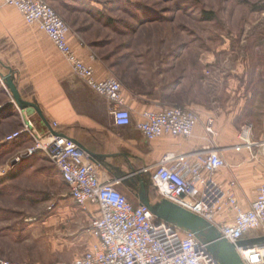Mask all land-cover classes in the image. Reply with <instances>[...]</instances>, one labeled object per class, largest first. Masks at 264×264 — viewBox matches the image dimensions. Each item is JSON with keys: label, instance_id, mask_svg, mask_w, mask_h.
Masks as SVG:
<instances>
[{"label": "crops", "instance_id": "crops-1", "mask_svg": "<svg viewBox=\"0 0 264 264\" xmlns=\"http://www.w3.org/2000/svg\"><path fill=\"white\" fill-rule=\"evenodd\" d=\"M241 3L242 9L239 6L237 11L240 60L228 63L226 70L218 72L212 79L216 99L223 88L230 95L238 89L242 95L240 102L229 103L222 111L217 107L210 109L198 105H195V110L192 106L198 113L199 122L191 137L163 135L149 140L137 129L136 122L141 118L142 111L157 109L156 106L123 89L132 110L133 122L128 126L117 125L111 114L112 103L78 78L39 24L25 21L17 7L0 0V142L6 135L23 128L27 118H33L43 133L49 123L57 122L58 131L75 139L95 155L101 165L99 174L102 179H120L117 189L125 193L134 206L142 202L159 206L164 200L153 184V170L142 171L144 168L159 164L167 154H190L212 146L224 147L223 153L229 151L234 158H241L243 154L240 151L226 148L233 147L237 139L230 143L232 145H222L218 133L212 135L207 132L208 119L215 118L217 131L225 122L230 128H235L242 119L257 127L264 123V0H242ZM69 34V42L79 56L85 62L94 64L96 76L100 80L109 77L111 70L106 62L91 58L95 50L86 40V35L77 26H71ZM7 79L15 85L20 102ZM252 136L256 141L261 140L264 147L262 130ZM21 141L22 146L17 151L7 154L15 170L25 165V168L33 167L35 171L46 173L49 166L45 165L40 155L21 163L15 162L19 152L34 142L28 137ZM242 166L237 161L222 169L218 174L220 182L228 185L235 177H243L245 170ZM58 172L60 175L59 169ZM63 181L65 191L69 193L68 184ZM237 182L233 190L243 207L249 209L261 184L251 193H244V188L241 189L240 182ZM98 210V206L92 203L82 208L68 194L54 199L47 209L40 210L41 214L33 216V220L25 219L26 230L32 231L41 226L45 230L42 235L52 239L47 255H36L32 257L34 260L27 261L46 264L72 261L91 250L98 240L88 238L85 233ZM257 236V233L249 232L245 239Z\"/></svg>", "mask_w": 264, "mask_h": 264}, {"label": "built area", "instance_id": "built-area-1", "mask_svg": "<svg viewBox=\"0 0 264 264\" xmlns=\"http://www.w3.org/2000/svg\"><path fill=\"white\" fill-rule=\"evenodd\" d=\"M5 2L17 7L25 21L39 24L78 78L112 103L111 114L117 125L132 124L133 114L122 82L117 77L100 80L96 76L94 64L85 62L70 44V26L50 0ZM91 58L97 60L95 54ZM198 122V113L191 106L176 104L142 111L136 127L146 139L154 140L163 135L191 137ZM24 123L23 128L3 138L4 143L10 144L24 137L33 139V144L19 152L15 162L34 155L48 156L77 204L86 208L92 203L99 209L91 221V233L98 243L78 259L49 264H223L213 249L222 240L235 248L245 264H264V245L238 244L252 230H262L257 237H264V183L257 188L250 208L245 209L233 190L237 180L225 185L218 178L221 170L230 166L223 154L224 147L212 146L177 156L167 154L159 164L142 170H153L151 178L163 200L195 213L206 222V227L193 232L165 219L157 224L155 211L145 202L134 206L117 189L120 179H102L95 155L58 131L57 122L49 123L44 133L33 118ZM215 123L214 117L207 121L206 130L212 135L217 134ZM252 144L247 143L250 147ZM240 147V144L233 146L236 150ZM0 264L45 263L0 258Z\"/></svg>", "mask_w": 264, "mask_h": 264}, {"label": "rangeland", "instance_id": "rangeland-1", "mask_svg": "<svg viewBox=\"0 0 264 264\" xmlns=\"http://www.w3.org/2000/svg\"><path fill=\"white\" fill-rule=\"evenodd\" d=\"M241 2L50 0L70 30L71 26H77L86 35L96 57L106 62L110 76L120 79L125 91L144 98L156 108L179 104L193 106L195 110L198 105L221 111L242 98L238 89L230 95L223 88L216 99L212 88L215 74L224 72L228 63L240 60L237 11L239 6L242 9ZM206 13H211L213 18H206ZM214 129L222 145H232L235 138L238 141L235 144H240L236 151L243 154L241 158H234L229 151L223 154L229 165L237 161L243 164V177L235 178L244 193H251L264 183V147L261 140L256 141L252 136L264 132V123L257 127L242 119L235 128L225 122L220 130ZM249 142L253 143L251 147L247 145ZM21 146L22 141L0 142V171L8 166L0 173V209L8 211L0 218V258L19 262L47 255L52 241L42 235L45 230L41 226L26 230L25 219L33 220L54 199L69 194L48 156L40 154L49 166L46 173L25 165L16 171L7 154ZM26 159L29 158L18 163ZM251 233L259 234L262 230ZM85 234L98 240L91 233V226Z\"/></svg>", "mask_w": 264, "mask_h": 264}, {"label": "water", "instance_id": "water-1", "mask_svg": "<svg viewBox=\"0 0 264 264\" xmlns=\"http://www.w3.org/2000/svg\"><path fill=\"white\" fill-rule=\"evenodd\" d=\"M9 85L15 94V97L18 102H20V95L17 92V89L13 82L7 79ZM146 203V202H145ZM150 206L156 215V223H160V220H166L177 226H180L183 229L190 230V231H199L201 228L207 226L206 222L200 218L195 213H192L181 206H176L171 202L164 200L159 206L153 207L150 203H146ZM208 237H212L209 235ZM239 245L243 247H253V245H264V237H253L252 239H242L238 242ZM215 249L218 258L220 259L221 263L223 264H245L242 260L240 255H238L237 251L231 244L223 241H218L216 246L213 248Z\"/></svg>", "mask_w": 264, "mask_h": 264}, {"label": "trees", "instance_id": "trees-1", "mask_svg": "<svg viewBox=\"0 0 264 264\" xmlns=\"http://www.w3.org/2000/svg\"><path fill=\"white\" fill-rule=\"evenodd\" d=\"M207 14V17L206 18H209V19H212L213 18V15H211V13H206ZM20 141V140H19ZM7 210L5 209H0V218H3L5 214H7Z\"/></svg>", "mask_w": 264, "mask_h": 264}]
</instances>
